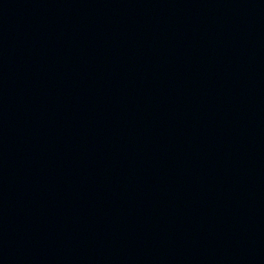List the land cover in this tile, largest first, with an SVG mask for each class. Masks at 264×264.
Instances as JSON below:
<instances>
[{"label": "water", "instance_id": "obj_1", "mask_svg": "<svg viewBox=\"0 0 264 264\" xmlns=\"http://www.w3.org/2000/svg\"><path fill=\"white\" fill-rule=\"evenodd\" d=\"M0 264H264V0H0Z\"/></svg>", "mask_w": 264, "mask_h": 264}]
</instances>
